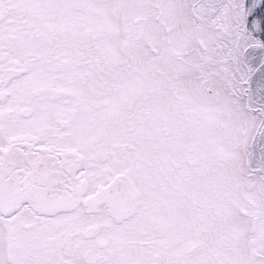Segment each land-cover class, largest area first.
I'll return each instance as SVG.
<instances>
[{"label": "snow or ice", "instance_id": "1", "mask_svg": "<svg viewBox=\"0 0 264 264\" xmlns=\"http://www.w3.org/2000/svg\"><path fill=\"white\" fill-rule=\"evenodd\" d=\"M0 264H264V0H0Z\"/></svg>", "mask_w": 264, "mask_h": 264}]
</instances>
